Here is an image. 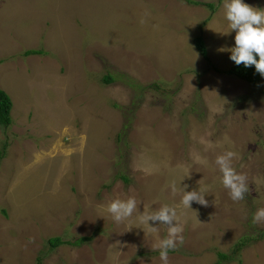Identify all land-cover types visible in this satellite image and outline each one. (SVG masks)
I'll use <instances>...</instances> for the list:
<instances>
[{
	"label": "rangeland",
	"instance_id": "obj_1",
	"mask_svg": "<svg viewBox=\"0 0 264 264\" xmlns=\"http://www.w3.org/2000/svg\"><path fill=\"white\" fill-rule=\"evenodd\" d=\"M195 1L214 8L0 0V88L11 101L0 125V264H162L151 236L126 230L135 214L116 223L104 210L129 196L141 212L178 206L184 243L169 264H264V223H253L264 207V76L254 85L228 72L235 31L223 34V0ZM226 150L248 178L236 202L214 163ZM172 183L206 188L208 206L183 208ZM52 236L90 239L50 248Z\"/></svg>",
	"mask_w": 264,
	"mask_h": 264
},
{
	"label": "clouds",
	"instance_id": "obj_2",
	"mask_svg": "<svg viewBox=\"0 0 264 264\" xmlns=\"http://www.w3.org/2000/svg\"><path fill=\"white\" fill-rule=\"evenodd\" d=\"M223 9L225 18L229 22L228 30L223 34H228L230 30L235 31V46L228 49L230 59L237 65L243 64L245 67L254 65L255 70L264 76V9L253 7L244 3L243 0H223ZM234 159H238L237 153L226 150L216 155L214 163L221 174L220 181L223 187L228 190L230 199L236 202L244 199L245 193L248 191V178L245 174L237 172L233 166ZM199 162L205 163L203 160ZM187 187V185L180 186L178 190L175 183L170 185L173 196L177 195L179 191L181 195L179 203L183 208L192 209V202L204 207L208 206V201L205 199L206 188L200 187L198 190L185 191ZM138 204L140 201L134 196H129L126 199L114 198L107 203L104 210L116 223L130 221L135 214L136 224L129 223L126 230L132 227L141 228L145 235L153 238L152 250L159 251L162 264H169V250H176L184 243L182 234L184 223L181 214L177 211L178 206L162 204L153 209L151 205H148L143 206L141 212L138 211ZM149 221L153 223L150 224ZM253 223H264V207L254 213ZM160 225L165 226L166 234L164 236L160 234Z\"/></svg>",
	"mask_w": 264,
	"mask_h": 264
},
{
	"label": "trees",
	"instance_id": "obj_3",
	"mask_svg": "<svg viewBox=\"0 0 264 264\" xmlns=\"http://www.w3.org/2000/svg\"><path fill=\"white\" fill-rule=\"evenodd\" d=\"M191 3H201L205 6H207L210 9H213V3L211 2H199L195 0H188ZM195 47L198 50V52L204 57L207 58V49L205 46V43L203 41V38L198 35L194 39ZM41 53L39 50L31 49L27 50L26 54L29 53ZM228 72L233 74L234 76L244 79L254 85H258L260 82L261 75L255 70V66H248L245 67L243 64L237 65L235 62L233 65L228 69ZM113 79V77L110 74H106L103 77V80L105 82H110ZM10 108H11V101L10 97L3 91V89L0 88V125L7 126L11 122V116H10ZM251 225V224H250ZM258 233L264 234V230L258 229ZM262 236V235H261ZM90 238L88 236L85 237H79L74 241H68L64 240L59 236H52L49 240L50 248L57 247L60 244H74L78 245L81 244L83 241L89 240ZM246 241V238L243 237L241 240H239V243H237V248H239L244 242ZM234 252V250H233ZM233 252L232 254H226L223 252H218L217 256L220 257L219 261L226 260V259H232L233 258ZM41 259L39 257L36 258V262L34 264H40ZM219 262H216V264Z\"/></svg>",
	"mask_w": 264,
	"mask_h": 264
}]
</instances>
